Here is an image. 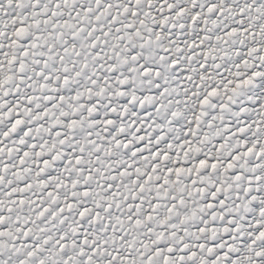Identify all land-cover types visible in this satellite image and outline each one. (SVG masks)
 I'll list each match as a JSON object with an SVG mask.
<instances>
[{"label":"snow or ice","instance_id":"snow-or-ice-1","mask_svg":"<svg viewBox=\"0 0 264 264\" xmlns=\"http://www.w3.org/2000/svg\"><path fill=\"white\" fill-rule=\"evenodd\" d=\"M0 264H264V0H0Z\"/></svg>","mask_w":264,"mask_h":264}]
</instances>
